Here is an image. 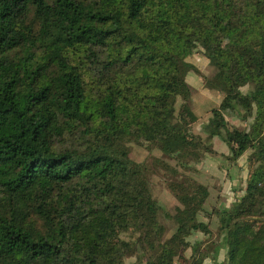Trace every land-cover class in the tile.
I'll return each mask as SVG.
<instances>
[{"label": "trees", "instance_id": "trees-1", "mask_svg": "<svg viewBox=\"0 0 264 264\" xmlns=\"http://www.w3.org/2000/svg\"><path fill=\"white\" fill-rule=\"evenodd\" d=\"M196 53L222 96L204 137L187 80ZM215 139L231 165L246 156L242 195L208 211L207 184L173 181L167 212L154 168L130 145L159 148L153 166L178 176L218 155ZM211 216L222 262L204 247ZM208 254L264 264V0H0V264H204Z\"/></svg>", "mask_w": 264, "mask_h": 264}, {"label": "rangeland", "instance_id": "rangeland-1", "mask_svg": "<svg viewBox=\"0 0 264 264\" xmlns=\"http://www.w3.org/2000/svg\"><path fill=\"white\" fill-rule=\"evenodd\" d=\"M189 62L193 64L197 69L196 71L191 72L187 78L189 84L192 86V107L193 109L200 110V112L198 113H202V118L205 120V124L207 123V115L213 108L217 107L220 104L222 98L219 92H217L216 90L208 89L205 85V80L213 76L214 70L216 71V68L200 53H196L195 55H193L189 59ZM231 124L236 127L247 126L246 123H242L236 119H231ZM194 133L200 132L196 131ZM130 147V158L134 162L147 163L148 166H150L152 169L154 168V174L152 176V192L154 196L160 201V203L165 207L167 212L172 213L175 206L178 204L173 193L168 187V185L173 181H185L187 183L196 182L205 185L207 184L211 190V196L207 203L208 211H212L213 208H218L221 199L223 200V202L220 205H223V207L234 203L237 199V196H241L242 192L245 189L247 179L246 156L241 158L240 162L235 164V166L233 167V165H231L227 160L222 159V157L225 158V155H223V153L226 152V148H224L222 143L216 145L215 150L218 155H214L212 157V159H216L215 157H219L218 160L222 165L220 177H217V179L215 177H211L212 171L210 169H208L207 174H204L202 176L198 173V171H196L195 165H191V168L189 169V167H185L187 166L186 164L185 166H183V168H179L178 176H175L171 173V170H168L167 168H156L153 166V164L157 161L164 159V155L159 151V148L141 144H131ZM168 162L173 167L176 165L174 161ZM205 220L208 222L207 219ZM210 220L211 229L213 232L211 237H207V243H209L207 245V248H209L210 252L214 253L216 251L218 262H222L225 259V254L223 248H220L219 245V219L217 218V216H211ZM161 221L167 228L166 236H171L175 231V226L172 222L165 220L163 217L161 218ZM38 228L43 231L41 225H38ZM202 237L204 238V236ZM213 242L218 243V245H212ZM188 255H190V251H188ZM213 255L214 254H212V256ZM208 256L209 260H211L210 254H208ZM136 261L137 259L130 258L127 259V264H133Z\"/></svg>", "mask_w": 264, "mask_h": 264}, {"label": "crops", "instance_id": "crops-1", "mask_svg": "<svg viewBox=\"0 0 264 264\" xmlns=\"http://www.w3.org/2000/svg\"><path fill=\"white\" fill-rule=\"evenodd\" d=\"M194 111H195V113L199 117L202 118V116H203L202 113L201 114L198 113V112H200V110L194 109ZM204 122H205V120L202 118L200 120V122L197 123L195 125V127H194V132H196V131H199L200 132V133H195V134L200 135V136L202 135L203 137H204L203 127L205 126ZM219 143H222V145L224 146V148H226L225 149L226 152H229V149L226 146V144H224L219 139H215L214 140V149H215L216 145H218ZM226 152H224L223 155L227 156L229 154V153H226ZM212 157L213 156H207L206 159L198 166L199 171H200L199 174L203 176L204 174H207L208 169H210L212 171L211 177H215L217 179V177H220V173H221V170H222L221 169L222 168L221 167L222 165H221V162L218 160L219 157H215L216 159H212ZM222 159L226 160L224 157H222ZM234 166L235 165H233V167ZM218 199H219V197H218ZM222 202H223V200L221 199L220 200V203H219V206H218V208H220V209L223 208V205H220V204H222ZM226 206H228V205H226ZM197 240H204V238L202 237V235H199V236H197ZM208 244L209 243H206L204 245V247L205 246L207 247ZM204 264H214V262L211 261V260H209V259H207L204 262Z\"/></svg>", "mask_w": 264, "mask_h": 264}]
</instances>
